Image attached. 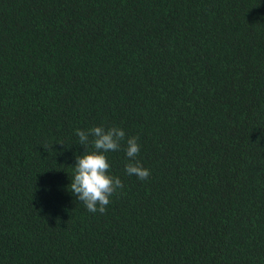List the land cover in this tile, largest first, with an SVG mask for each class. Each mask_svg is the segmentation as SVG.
<instances>
[{
  "label": "trees",
  "instance_id": "1",
  "mask_svg": "<svg viewBox=\"0 0 264 264\" xmlns=\"http://www.w3.org/2000/svg\"><path fill=\"white\" fill-rule=\"evenodd\" d=\"M100 125L150 169L103 214ZM0 264H264V0H0Z\"/></svg>",
  "mask_w": 264,
  "mask_h": 264
},
{
  "label": "clouds",
  "instance_id": "2",
  "mask_svg": "<svg viewBox=\"0 0 264 264\" xmlns=\"http://www.w3.org/2000/svg\"><path fill=\"white\" fill-rule=\"evenodd\" d=\"M76 135L85 151L82 155L76 156L74 174L71 175L68 188L88 212L105 213L111 198L118 190L124 188L121 178L110 173V163L107 158L109 152L121 148L122 142L125 144L124 151L128 158V163L125 165L126 174L135 175L141 181L149 178L150 169L144 167L137 159L140 153L138 137L126 138L122 127L93 126L86 131L77 129ZM43 147L47 150L49 146L44 144Z\"/></svg>",
  "mask_w": 264,
  "mask_h": 264
}]
</instances>
